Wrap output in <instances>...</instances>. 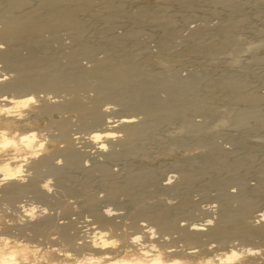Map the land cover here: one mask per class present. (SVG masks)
Listing matches in <instances>:
<instances>
[{
	"label": "bare ground",
	"instance_id": "obj_1",
	"mask_svg": "<svg viewBox=\"0 0 264 264\" xmlns=\"http://www.w3.org/2000/svg\"><path fill=\"white\" fill-rule=\"evenodd\" d=\"M32 1L29 4L28 0H0V235L6 229L8 233L13 228L18 231L14 240H9V236L0 237V264H264V250L253 241L255 237L264 241V207L254 205L258 199L264 202V183L256 180L246 184L239 171L254 153L245 150L242 156H235L232 150L215 144V140V143L206 141L212 125L210 130L203 128L200 121L197 123L187 116L188 112L212 113L214 98L223 97L231 103L241 101L240 108L228 114L231 116L223 112V117L222 111L221 118L217 116L220 122L237 126L244 119L248 121L245 117L249 115L244 117L245 113L256 110L258 95L239 76L228 74L213 80L202 73L182 76L178 71L154 73L151 70L153 56L161 58L156 59L164 64L163 61L176 59L185 51L209 56L241 43L233 30L241 23L244 0H209L221 5L229 15L214 26L200 23L191 27L185 35L190 40L187 49L177 52H174L175 38L181 33L178 34L179 29L165 7L172 2L179 9H191V0H162L155 9L138 5L130 10L126 6L136 0ZM86 15L101 21L97 29L99 41L86 39L87 24L81 18ZM144 22L162 30L155 50L135 48L141 43L138 31ZM118 26L121 29L117 30ZM61 43L67 45V51ZM99 49L103 51L102 56L95 54ZM249 49L253 50L254 45ZM80 57L92 58V62L80 63ZM197 85L202 88L199 96L195 95ZM59 89L72 91L73 95L63 94L64 97L58 98ZM85 89L95 91L92 97L86 94L87 101L77 93L84 90V94ZM215 90L219 93L214 95ZM65 109L77 116L73 119V123L77 120L74 131L69 129L72 119L57 115ZM139 114L142 116L138 117ZM176 117L184 130H191L196 141L209 148L203 159L196 164L189 163L190 169L178 164L180 172L172 183L173 175L162 182L148 168L111 170L110 162L121 154L133 155L144 146L141 138L148 131ZM250 117L256 122V111ZM47 118L50 124H45L57 129L54 135L48 134L49 130L47 134L42 132L46 125L38 128L42 119ZM90 143L93 151L85 148ZM83 156L92 157L93 161L83 164ZM69 168L80 170L86 180L96 172L95 178L106 183L104 200H113L121 193L129 195V201L138 206L135 212H129L130 221L122 220V214L112 211L113 208H102L100 197L89 193L86 185L78 190L91 216L90 220H81L85 224L77 225L73 217H55L46 207L36 213L25 206L26 202L21 203V197L31 193L44 205L48 204L49 182L40 180L43 174L54 175L56 189L68 195ZM207 169L213 177L209 181L206 178L208 184L202 191L207 196V188L213 187L214 203L209 201L199 206L188 195V189ZM201 184L198 185L204 182ZM171 192L178 200L174 204L168 200L165 207L157 209V203L167 201L161 195ZM5 203L12 204L13 209L9 207V211L7 205L3 206ZM63 204L67 207L66 202ZM173 208L177 211L183 208L184 215L191 217L197 209L203 218L198 221L183 216L184 220L180 221ZM8 212L17 218L6 220ZM93 223L97 225L91 226ZM26 231L41 238L32 241L34 244L27 241L29 238L23 241L19 234L28 236ZM233 239L237 243L223 245Z\"/></svg>",
	"mask_w": 264,
	"mask_h": 264
},
{
	"label": "rangeland",
	"instance_id": "obj_2",
	"mask_svg": "<svg viewBox=\"0 0 264 264\" xmlns=\"http://www.w3.org/2000/svg\"><path fill=\"white\" fill-rule=\"evenodd\" d=\"M30 1L32 3H34V1H32V0H30ZM30 1L28 0L29 4H31ZM192 1H193V3H192ZM261 1L262 0H259L258 3H256L257 4L256 5L255 0H246V1L244 0V3L242 5L243 7L241 9L242 10L241 11V14H242L241 23H239L237 28H235L233 30V35H235L236 37L239 36L241 39V43L237 44V46L234 45L235 47L233 46L231 48L233 52L231 51V49H229L227 51L215 53L216 56L214 54L209 55V56L206 54H204V55L197 54L199 56H196L195 55L196 53H194L192 51H185L181 56L176 58L177 60L175 58H169V59L163 61L164 64L159 63L160 61H158V60H161V58H158V56L157 57L153 56L152 58H154V63L151 65V70L154 73H156V72L168 73L169 71H178L182 76L190 75V73L191 74L195 73V75H198V74L201 75V73H202V76H204V75H206L208 77L210 76V78L213 80H216V79L221 78V77H228V74H229V76L233 75V77L239 76L237 78H240L241 80L245 81L247 83V85L250 87L249 89L253 90L256 93V96L258 95L257 98L259 100L257 102L256 110L254 109V111H256V114L258 115V119L256 120V122H254L255 119H253V117H250V115L252 116V113H254L253 109L251 111L252 113L251 112H250V114L245 113L246 115H244V117L249 115V117L248 116L245 117V118H249V119H247L248 121H246V122L244 119V121L241 123V124H243L245 122L243 125L239 124L236 126L234 124H229L227 122L226 123L220 122V118H221V115L223 114V112H224V114L226 113V115L232 114L233 113V111H231L232 109H237V108H240V106H241V101H239V102L234 101L233 103H231L230 100H228L227 98L225 99L223 97L214 98V100L215 99L216 100L215 101L213 100L214 103L212 102V104L214 105V110L212 113L202 114L203 116L201 115V113H196V115H195V113H191V112L189 113L188 112V114H187V116H189V118H191V119L194 118L193 120H195V122L200 121L199 123H201L203 128H209V130H210V126L212 125V127H211L212 130L210 131L211 135L205 138L206 141H210L213 143H215V141H216L215 144H217L220 147L222 146L224 148L232 150L233 151L232 154L234 153L235 156H242L243 153L245 152V150L246 151L249 150L250 152H252L251 154L254 153L253 156H251L250 159L247 161V163L245 165H243L244 168L241 167L239 170V171H241L240 175L242 176V180L246 184L248 182L254 183V181H256V180L264 183V181H263L264 180V171H263L264 169H262L264 167V163H263L264 162V98H263L264 97V11H263L264 10V8H263L264 7V1H262V2ZM161 2H162V0H136V1L128 3L126 8L128 10H130V8H134L135 6L139 5V6H144V7L146 6L149 9H155L157 6H159V4ZM190 2H191V5L193 6V8L191 7V9H184V8L179 9L172 2L167 3L170 7L167 4L165 7L167 12L169 14H171V16H172L174 26H176L177 29H179L178 34L181 33L180 35H177V37L175 38L176 45L174 47V52L182 51V50L184 51L187 49V46L190 43L188 41H190V40L188 38H186L185 35L188 34L189 29L191 27H193L196 24H200V23L206 24L207 26H214L215 23H219L222 20H225L227 18V16L229 15V14H227V12L223 11L221 5L219 6L218 3H216V5H215V3H213L212 1H209V0H207V1L206 0H191ZM169 3L172 5V7ZM213 4H214V6H213ZM212 7H214V8H212ZM81 18L87 24L86 31H88V32L86 33V39L91 40V41L93 40V42L99 41V33H98L97 29L99 28V26H101V21L93 19V18L91 19L90 15H86L84 17L81 16ZM183 18L184 19L187 18L189 21L188 20H186V22L181 21V20H183ZM203 22H205V23H203ZM126 23L127 22H124L125 26H126ZM119 26L117 27V30L121 29V27L123 25L120 28H119ZM161 31L162 30H160V28H158L157 26H153L150 23H147V22H144V24L142 23L139 26V31H138L139 39H140L141 43L138 46H135L137 51H139V50L141 51V49H138V48H142V47H147V48L150 47V49L155 50L158 38L161 35ZM181 37H183V38H181ZM55 44L56 43H54L53 45L55 46ZM61 45H62V48L64 49V51L68 50L67 45L62 44V43H61ZM253 45H254V49H253ZM245 46H246V49H244ZM255 46H257V47H255ZM241 47H242V49H241ZM249 47L252 48L254 51L249 49ZM65 49H67V50H65ZM21 52L25 53V51H23V50ZM95 54L97 56H100V55L102 56L103 51L101 49H99V52L97 51ZM211 56H213V58ZM79 59L82 60V61L79 60L80 63H83V62L85 63L87 61L89 64V62L90 63L92 62V60H91L92 58H89V57H84V58L80 57ZM64 60H66V59H63V61ZM0 65H2L1 62H0ZM59 90H61V89H59ZM68 91L69 90H65V92H64L63 90H61L58 93L57 92H55V93H57V95L60 94L58 96V98H62L64 96L69 97V96L73 95L72 91H69V92ZM78 91L80 92L81 90H77V93L79 96L82 95L81 98L84 101H87L89 99V97H92L95 94V91H92V89L90 91L88 89H85L84 94H83L84 90H82L80 92L81 94H79ZM70 92H71V94H69ZM201 93H202V88L200 87V85H197L195 88V95L199 96ZM216 93H219V92H217L215 90V92L213 94L215 95ZM50 94L52 95L53 93H50ZM63 94H64V96H62ZM260 96H262V97H260ZM83 97H85V98H83ZM228 106L230 109L228 108ZM118 107H119L118 105L114 106V108L116 110ZM215 108H216V110H215ZM65 110L66 111L61 110V112L62 111L63 112L57 113V115L60 114L62 116L68 117L70 120L72 119L70 121V125H69L70 128L69 129L74 131V129L76 128V125H77V124H75L77 122V120L75 119V123H73V121H74L73 119L77 116L76 115L74 116L73 111L70 112V110H68V109H65ZM223 110H225L226 112ZM221 111H222V114H221ZM71 114H72V116H71ZM219 114H221V115H219ZM224 114L222 115L223 117H224ZM218 115L220 116V118H218L219 117ZM70 116L72 118H70ZM140 116H142V115L139 114L138 117H140ZM228 116H231V115H228ZM216 120H217V122H216ZM218 120L220 123H223V124H219ZM45 122L49 123L48 118L42 119L38 128L42 129L46 125V127H44L42 129L43 133L47 134V132L49 130L48 134H51L50 132H52L53 135L56 134L57 131H55V130H57V129L54 128V125H53V127H49L52 125H49L50 123L45 124ZM71 124H74V125H71ZM224 124H226V125H224ZM47 126L51 130L53 129L54 131H51ZM160 126L157 128H154L153 130L148 131L147 134L144 135L147 139L144 138V136L141 138V139H144L143 141L141 140V142L144 143L143 144L144 146L141 148H138L137 151H135V154H133V155L132 154H130V155L121 154L118 157V159L110 162L109 166H110L111 170L113 172H117L122 167L124 169L125 167H133V166H134L133 168H135V167L136 168L137 167L138 168H145V169L148 168L147 170H150L151 172L155 171L154 174L155 175L157 174L156 177L158 179L161 178L160 180L162 182H167L168 181L167 177L170 175H173V177L170 178V181H171L170 183H172V181H175L174 178L180 172L179 166L181 164L185 165L183 167H187L188 169H190L188 167L189 163L194 162V164H196L201 159H203V157H205L207 155L206 151H208L209 148L206 146V144L205 143H198L196 141V138H194V136L192 135L191 130H184L185 128L182 127L181 122L177 117L173 118L172 120H169L167 122H164L162 124V126L161 127ZM45 128H47V129H45ZM213 130H214V132H212ZM73 131H70V132H73ZM83 131H82V133H84ZM88 146L89 145L87 144V146L85 148L89 149L90 151L94 150V147H92L91 143H90V147H88ZM237 151H239V152H237ZM240 151H242V152H240ZM123 156H125V157H123ZM60 158L61 157L59 156L58 159H60ZM82 158H81V162L83 164L88 163V162L91 163V161H93L92 157H91L92 159L87 157V156H83ZM252 158H253V160H252ZM94 160H95V158H94ZM195 160H197V161H195ZM189 161H191V162H189ZM261 161H262V163H261ZM178 164H179V166H178L179 168L177 167ZM262 165H263V167H262ZM43 170H44V168H43ZM68 171H69V177H68V181H67V182H69L67 184L68 193H69L68 195H67L66 191H63L64 192V194H63L62 190L60 188H58V189L61 190V192L58 191V189H56L58 186L56 185V178H54V175L49 174V175H52L53 176L52 177V176H49V175L46 176L43 174L44 176L42 175V177H40L41 178L40 180L43 179L42 181L44 183L49 182V184H48L49 185L48 195L50 196L49 197L50 201H48L47 203L49 204L51 202L53 204L50 203V205H48V204L44 205L43 202L38 201L36 198H34L31 193H27V194L23 195L21 197V200H22L21 203L26 202L25 206H27L28 208L31 207L32 208L31 211L34 209L35 211H33V212L37 211L36 213H39L40 212L39 210H41V208L46 207V211L47 212L49 211L48 213L55 215V217H61V218H65V219H67L68 217H70V218L73 217L75 220L78 221L77 225L85 224L86 222L83 223L81 220H83V221H84V219L90 220L91 216L88 213L87 206L85 208L84 196H82L78 192V190L82 185H86L89 193L91 191V194L98 196V198L100 197L101 201L99 204L102 208H105V206H107L108 208H111V209L113 208L112 211L118 212L120 215L122 214L121 219L122 220L125 219L124 220L125 222H127L129 220V218H130L129 214L132 212H135L137 210L138 206H136V204L134 205L131 201H129V198H127V197H129V195H127L126 193H124V196L126 195L125 198L123 196V193H121V194L116 196L117 199L115 198L113 200H106V199L104 200V195H105L104 189H106L105 188L106 183H104V181L100 180V178H98V177H97L98 179L95 178L97 176L96 172L91 174L90 177H88L86 180L83 177L81 171L80 170L77 171V168H72V169L69 168ZM122 171L124 172V170H122ZM207 171H206L207 174H206V172L203 173V175H201V177H200L201 179L199 178V180L196 181V183L194 182V186L192 188L190 187L188 189V195L190 196L191 199L198 201L197 203L199 206L207 205L209 203V201H211L212 204L214 203L213 200L215 198V196H214V194H215L214 192H216L215 189L213 187H208L206 190L208 193L207 196H205L204 192L202 191L203 190L202 188H204V186H206L208 184V181L213 177V176H211V175H213L212 171H210L209 169H207ZM260 172L263 173V177L261 175L262 173L259 174ZM204 175H205V177H204ZM207 176H209V177H207ZM43 177H45V178H43ZM260 177L263 180H259ZM162 178H163V180H162ZM206 178L208 179V181H206L207 180ZM44 179H47V180H44ZM98 180H100V181L98 182ZM43 182L40 181V184ZM80 182H82L81 185H80ZM203 182H204V184H203ZM198 184L199 185L201 184L203 187L199 186ZM231 184H233V183H231ZM75 185L77 187H75ZM197 186H199L201 189L199 190ZM70 187H72V188H70ZM211 188H213V189H211ZM230 188L234 189V187L232 185L230 186ZM209 190H210V192H209ZM60 193H62L65 196H63ZM97 193H98V195H97ZM73 194H74V196H72ZM202 194H203V196H202ZM56 195H59V197L62 196L64 201H62V198H58V196L56 197ZM76 195L77 196L79 195V196L76 197ZM165 195H161V196L163 198L166 197V199H167L166 203L164 200H162V201H164V203L162 201H160L159 204L157 203V207H156L157 209L165 207V205L167 204V202L169 203V201H170V203L173 202L171 204H174L178 200L177 195L172 193V192L167 193ZM176 198H177V200H176ZM153 199H155V198L153 197ZM55 200H56V202L59 200L58 202L59 203L61 202L60 203L61 205H62V202L63 203L66 202L67 207H66V205H65V207H63L64 204L62 206L60 204H59L60 206L57 205L58 202L56 204ZM114 200H116V201L114 202ZM117 200H118V202H117ZM111 201H113V202H111ZM68 202H69V204H68ZM70 202H71V204H70ZM125 202H127V203L125 204ZM17 203L18 202L14 203V204H17ZM129 203H130V205L132 204L131 207L129 206ZM6 205H7L9 211L13 207L12 204H10V205L7 203L3 204V206H6ZM254 205H255V208H263L264 202L262 200L258 199V203L255 202ZM9 207H11V208L9 209ZM70 207H72V208H70ZM63 208L66 212H64ZM114 208H115V210H114ZM173 209H171L172 212L174 211L177 214V215L176 214L175 215L177 216V218H179L180 221L182 220L183 216H185L188 220H192V218H193V220H198V219L200 220L201 218H203V214L198 212L197 209H195L196 211L193 210L195 212V213H192V215L194 217L184 215L185 210L183 208L179 209L178 211L175 208H173ZM181 210L182 211L184 210V211L182 212ZM123 213H125V214H123ZM197 213H198V215H195ZM6 214L7 215H5V217H6V220H8V221L9 220L12 221L11 218H14V216L17 218V216L11 212H8ZM64 214H65V216H64ZM123 215H125V216H123ZM127 217H129V218H127ZM117 219H120V218L117 217ZM8 221H7V223H9ZM140 222H143V221L140 220ZM96 225H97V223H93L91 226H96ZM11 228H13V227H11ZM11 228H9V231L11 230ZM13 229H15V228H13ZM13 229H12L11 233L10 232L8 233V229H6L4 231V233H2L0 235V237H2V235H3V237L9 236L10 237V238L8 237L9 240H14V237H15V235L18 234L17 233L18 231L16 229L15 230H13ZM15 232H16V234H15ZM7 233L10 235L13 233L12 235H14V236L11 235L12 239H11V236L8 235ZM26 233H28L29 237L27 236V234L26 235L25 234H19V238L23 241H26L27 240L26 238H29V240H27V241H29L31 244L32 243L34 244L35 241H39L37 238H41V237H38L40 235H38V236L33 235V234L29 233V231L28 232L26 231ZM30 235H32L33 238L36 237L35 239H37V240H34ZM173 235H175V234H173ZM165 236H167V235H165ZM23 237L25 240L23 239ZM30 237H31V239H30ZM259 239L260 238L255 237L254 240L252 239L255 243L251 240V244L254 243L255 245H260V249L264 250V241L259 240ZM233 240L232 241L231 240L226 241L227 243L225 242V244H223V245H228V244L231 245V242L237 243L236 239H233ZM32 241H34V242H32ZM228 242H230V243H228ZM213 244H217V243L213 242ZM219 251H221V250H219ZM262 256H264V253L262 254ZM262 263H264V262H262Z\"/></svg>",
	"mask_w": 264,
	"mask_h": 264
}]
</instances>
